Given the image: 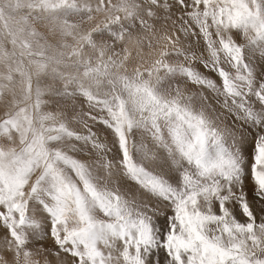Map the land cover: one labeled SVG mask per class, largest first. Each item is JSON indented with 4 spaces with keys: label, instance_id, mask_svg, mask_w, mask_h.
Instances as JSON below:
<instances>
[{
    "label": "snow or ice",
    "instance_id": "1",
    "mask_svg": "<svg viewBox=\"0 0 264 264\" xmlns=\"http://www.w3.org/2000/svg\"><path fill=\"white\" fill-rule=\"evenodd\" d=\"M0 264H264V0H0Z\"/></svg>",
    "mask_w": 264,
    "mask_h": 264
},
{
    "label": "rangeland",
    "instance_id": "2",
    "mask_svg": "<svg viewBox=\"0 0 264 264\" xmlns=\"http://www.w3.org/2000/svg\"><path fill=\"white\" fill-rule=\"evenodd\" d=\"M21 15V13H12V15L10 16V18L8 19V28L9 29H11V30H13V31H16V30H18V29H20V28H22L23 27V23H22V21H20L19 19H18V17ZM55 37H53V36H49V40H50V42H53V43H55Z\"/></svg>",
    "mask_w": 264,
    "mask_h": 264
}]
</instances>
